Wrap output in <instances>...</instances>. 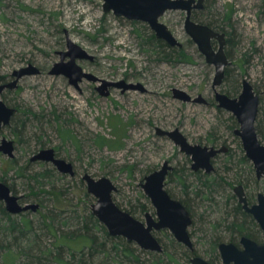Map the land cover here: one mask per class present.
<instances>
[{
	"label": "rangeland",
	"instance_id": "rangeland-1",
	"mask_svg": "<svg viewBox=\"0 0 264 264\" xmlns=\"http://www.w3.org/2000/svg\"><path fill=\"white\" fill-rule=\"evenodd\" d=\"M205 5L202 14H193L195 21H213L219 29L231 32L233 42V46H225L230 64L217 90L236 98L244 79L251 84L259 99L255 128L264 144V0H207ZM102 7L103 0H0L1 81L27 64L40 70L38 75L21 78L15 90L0 94L6 106L16 109L10 125L0 128V141L11 140L15 148L14 163L0 154V182L13 187L12 194L21 197V204L39 205L38 212L24 214L36 226L49 214L55 216L57 224L66 222L60 225L62 233L76 231L82 226V219L92 216L91 206L96 198L87 193L81 179L84 174L96 180L108 178L117 189L112 194L115 204L131 210L136 219L144 222L146 212L154 215L139 188L144 176L160 170L165 162L174 176L180 171L185 176L192 172L190 156L181 152L168 136L159 135L157 129L178 130L191 145L218 148L225 143L233 160L240 154L234 129H229L232 123L237 128L238 123L231 113L217 107L212 88L214 66L205 62L186 34L185 12L169 10L159 19L182 44L181 54L185 55L174 58L173 54L164 60L166 48L159 51L147 46L148 38L155 37L147 23L129 21L104 12ZM68 39L93 58L77 59L76 64L97 81L83 79L76 88L63 75H49L53 64L59 61V53L67 51ZM212 44L215 49L218 47L217 42ZM104 82L141 86L142 90L123 91V87L107 86L103 93L108 95L103 96L99 88ZM173 90L186 93L191 100L175 99ZM23 122L22 134L17 135L16 125ZM48 148L73 165L75 176L59 173L50 163H30L34 154ZM223 159V155L218 156L211 164L226 183L232 184L233 194L238 183L234 170L223 173ZM241 168L243 175L246 168ZM19 169H23L22 176L16 174ZM43 170H53L51 179L44 184L28 180ZM197 172L204 174V170ZM165 188L181 201L176 182L166 180ZM258 192L264 193V178L258 185L251 183L246 188L252 203H256ZM226 195H216L217 205L205 202L195 207L197 200L192 205L194 222L189 232L193 254L206 260L210 238L226 236L224 230L212 229L223 217ZM142 204L147 208L145 213L138 211ZM258 230L255 227L252 234L261 242L263 234ZM38 233L43 241H50L44 231ZM96 234L101 236L99 231ZM157 237L168 252H176L175 261L169 264H189L182 256L188 249L174 247L168 231ZM131 246L141 251V260L151 259L147 255L150 252L134 243ZM215 263L222 264L220 258Z\"/></svg>",
	"mask_w": 264,
	"mask_h": 264
},
{
	"label": "water",
	"instance_id": "water-1",
	"mask_svg": "<svg viewBox=\"0 0 264 264\" xmlns=\"http://www.w3.org/2000/svg\"><path fill=\"white\" fill-rule=\"evenodd\" d=\"M204 0H103V11L113 12L115 16L124 17L129 21L147 23L154 32L155 38L163 40L171 48H181L166 25L159 21L160 17L169 10H181L185 12L184 29L191 41L197 46L198 51L204 57L205 62L214 66V78L212 88L215 94L217 107L232 114L238 123V127L233 134L239 138L242 150L247 160L252 165L257 180L264 178V144L259 140L255 120L258 114L259 99L253 87L247 80L242 81V91L236 98H231L225 93L219 92V87L225 76V69L230 64L225 54L226 37L224 33L214 31L207 25L199 24L191 19L192 10H202ZM213 42H217L215 49ZM69 61L64 63V59ZM77 59L93 60L83 49L67 40V51L60 53V61L53 64L49 71L52 76H65L71 85L78 87L83 79L97 81V78L83 70L76 64ZM40 74V70L32 64L14 70L11 74L12 81L0 83V94L5 90H15L21 78ZM99 88L101 95L107 86L123 87V91L128 89L142 90L141 86L126 84H108ZM175 99L189 102L190 96L186 93L173 90ZM197 102L204 103L198 99ZM16 109L6 106L0 99V128L10 125ZM159 135L168 136L181 152L191 157V170L197 172L204 170L206 174L213 172L211 160L220 153L227 151L225 147L215 149L213 147L191 145L178 130L165 132L157 129ZM14 142L3 138L0 141V154L8 159H14ZM30 163H50L59 173L75 176L73 165L63 159L57 158L54 149H41L30 158ZM171 167L165 162L160 170L144 176L139 182V188L148 198L151 206L155 210V218L150 214H145L144 222L135 219L131 214L119 208L113 201L112 194L116 192V187L108 178L94 179L88 174L82 176V181L86 184L88 194L96 198V202L91 206V214L100 224H102L108 235L111 237H121L129 243L136 244L141 250L161 253L162 248L153 231L168 230L174 239L193 250L192 243L187 233L191 225V218L184 206L172 199L165 190V180ZM238 203L244 212L250 214L264 234V194H257V202L248 204L243 187L238 185L233 190ZM21 197L14 196L9 187L0 182V202L10 215H19L26 212H37L38 204H21ZM243 250H239L231 243L219 245L220 257L224 264H264V244L259 245L248 238L241 239ZM190 264H209L200 257L190 259Z\"/></svg>",
	"mask_w": 264,
	"mask_h": 264
},
{
	"label": "trees",
	"instance_id": "trees-1",
	"mask_svg": "<svg viewBox=\"0 0 264 264\" xmlns=\"http://www.w3.org/2000/svg\"><path fill=\"white\" fill-rule=\"evenodd\" d=\"M205 10L206 5L199 13L202 14ZM195 13H197V15L199 14L198 12ZM192 19L194 21L196 20L195 15L194 17L192 16ZM224 20H228V17L225 16ZM195 22L207 25L214 31L224 33L226 37V46H233L231 32L219 29L211 20L206 22ZM147 46H150L153 50L157 48L159 51L166 48L168 53L165 54L164 60H169L170 56H174L173 54L176 56L174 58H185V55L181 54L182 51L180 49L169 47L163 41L156 39L153 35L148 38ZM227 74L228 72L226 70L225 78ZM228 96L230 97V95ZM231 120H234L233 117H231ZM231 125L229 129H235L236 125L233 123ZM17 126L19 127L17 135H20L22 134L21 127L24 128L25 123H19L16 127ZM256 132L258 135V128H256ZM238 148L240 154L236 160H233L234 156L231 153L224 156L223 173L224 171L229 172L234 170L233 175L236 178L235 182L243 184L245 188L251 183L258 185L252 166L245 158L239 143ZM11 162L14 163L15 161L11 160ZM229 165H231V167ZM241 167L246 168V170L244 169L245 171L243 173L245 174L243 175L241 174ZM52 171L53 170H43L42 172H36L30 175L28 180L30 182L34 181L40 185L44 184L45 180L51 179ZM16 174L22 176L23 169H19ZM170 179L179 185L181 189L180 195L182 196L180 202L189 210L193 220L194 214L192 212V205H194L193 203H195L196 200L198 202L195 204V207L205 202L209 203V205L212 203L217 205L215 201L216 195L219 193H227L223 203V217L218 219L212 226L213 230H224L226 236L213 235L210 238L206 251L210 259L217 258L216 248L219 242H223L224 240L234 241L237 237L242 235L255 238L252 233L257 225L250 215L246 214L241 209L235 196L230 192L232 184L226 183L224 177L218 172L214 171L209 174L191 172L189 176H185V174L180 171V173L175 174V176L171 174ZM226 186L229 189H226ZM9 189L11 193L14 191L12 186L9 187ZM249 199L252 200V198ZM139 208L138 211L142 213H145L147 210L145 204L140 205ZM122 210L134 217L131 210ZM24 214L25 213L15 216L10 215L6 212L3 203L0 202V259L4 262H1V264H169L168 262L175 261L174 254L176 255V252H168L164 245L161 253H147V255L151 256V259L141 260L142 258L139 254L141 251L137 252L132 248L131 243L121 237L109 236L105 227L91 215L87 217L88 220L82 219V226L76 231L62 233L60 225H66V222H58L59 224H57L55 216L49 214L44 215L41 222L36 226L34 222L28 219ZM193 222L194 221H192V225ZM93 229L96 230V232L92 231ZM38 231H44L45 236L48 235V237H51V239L49 238L50 241L48 243H46L45 240L43 241ZM97 231L100 232V237L97 236ZM170 242L174 247H181V245L172 239H170ZM79 247L81 248L79 249ZM86 247L87 250H85ZM142 253L145 254V252ZM182 256L185 262L188 263L190 253L186 252L184 255L182 252Z\"/></svg>",
	"mask_w": 264,
	"mask_h": 264
},
{
	"label": "flooded vegetation",
	"instance_id": "flooded-vegetation-1",
	"mask_svg": "<svg viewBox=\"0 0 264 264\" xmlns=\"http://www.w3.org/2000/svg\"><path fill=\"white\" fill-rule=\"evenodd\" d=\"M206 1L207 0H204V2H203V8H204V6H205V3H206ZM203 10V9H202ZM202 10H192L191 11V19H192V16H193V14L195 13V12H200V11H202ZM193 20V19H192ZM194 21V20H193ZM195 22V21H194ZM214 43V42H213ZM59 61H60V53H59ZM67 61H69V59L68 58H65L64 59V63H66ZM28 65V64H27ZM33 65V64H32ZM13 79H12V77H11V75L8 77V78H6V79H4V81H1V79H0V83H3V84H6V83H8V82H10V81H12ZM236 129V128H235ZM234 129V130H235ZM233 130V131H234ZM236 139L239 141L238 143L240 144V140H239V138L238 137H236ZM188 142V141H187ZM190 144V143H189ZM195 145H197V144H195ZM209 147H213V148H215V149H221L222 147H225L226 149H227V151L226 152H224V153H220V154H217L212 160H211V162L214 160V159H216L218 156H221V155H223V156H225L226 154H228L229 153V148L225 145V143L224 144H222V145H220V147H215V146H209ZM240 147H241V144H240ZM241 150H242V147H241ZM242 152H243V150H242ZM56 153V152H55ZM243 154H244V152H243ZM245 156V155H244ZM56 157L57 158H59L57 155H56ZM191 158V157H190ZM246 158V157H245ZM249 161V160H248ZM38 163V162H37ZM41 163V162H40ZM250 163V162H249ZM251 164V163H250ZM172 172V168H171V170L168 172V175H167V177H166V180H171L170 178H171V173ZM193 172V171H192ZM213 172H214V169H213ZM212 172V173H213ZM194 173H196V172H194ZM204 174H206L205 172H204ZM256 178V177H255ZM166 180H165V185H166ZM257 180V179H256ZM257 181H260V180H257ZM238 185H241L242 187H243V190H244V193H245V197H246V199H247V202H248V204H249V206L250 205H253V204H255V203H252L253 202V200H250L249 198L250 197H248L247 196V194H246V188H245V186L243 185V184H237V186ZM165 188V187H164ZM235 188V187H234ZM234 188H233V190H234ZM165 190H166V188H165ZM166 192L168 193V195L172 198V199H174V200H176V201H178V202H180V200H177V199H175L173 196H172V194L168 191V190H166ZM258 193H261V192H258ZM257 193V194H258ZM264 194V193H263ZM233 195L235 196V198H236V201H237V203H238V200H237V197H236V195L234 194V192H233ZM21 200V199H20ZM256 202H257V195H256ZM181 203V202H180ZM182 204V203H181ZM239 204V203H238ZM183 205V204H182ZM240 205V204H239ZM184 206V205H183ZM241 206V205H240ZM184 208H185V206H184ZM154 209V208H153ZM186 209V208H185ZM241 209H242V207H241ZM187 210V209H186ZM243 210V209H242ZM188 211V213H189V215H190V218H191V225L188 227V229H187V233H188V236H189V238H190V241H191V243H192V246H193V250H189L186 246H184L183 244H181V243H178L175 239H174V237H173V235L171 234V232L170 231H168V230H161V231H153V235L155 236V238L157 239V241L159 242V244L161 245V248H162V251H163V244L159 241L160 240V238H158L157 237V234L158 233H161V232H163V231H168V233L171 235V237H172V239L176 242V243H178L179 245H181V246H184L186 249H188L187 250V252H189L190 254H192V256H190L189 257V264H190V259L191 258H193V257H200V256H198V255H196V254H193L194 253V245H193V242H192V239H191V236H192V234L189 232V229L192 227V221H193V219H192V217H191V213L189 212V210H187ZM244 211V210H243ZM146 213H149V212H146ZM145 213V214H146ZM246 213V212H245ZM145 214H144V217H145ZM151 214V213H150ZM246 214H248V213H246ZM152 215V214H151ZM248 215H250V214H248ZM154 218H155V210H154V215H152ZM250 217L252 218V216L250 215ZM135 218V217H134ZM136 219V218H135ZM253 219V218H252ZM138 220V219H137ZM144 220H145V218H144ZM253 221H254V219H253ZM143 222V221H142ZM254 223L257 225V228L259 229L258 230V232H261L262 234H263V232L261 231V229L259 228V226H258V224L254 221ZM248 238V239H250V240H252V241H254L255 243H257V244H259V245H262V244H264V234H263V240L261 241V242H258L257 241V239L256 238H252V237H247V236H244V235H242V236H239V237H237L234 241H227V242H219L218 244H217V248H216V254H217V258H215V259H204V258H202L203 260H205L207 263H209V264H216L215 263V260H217L218 258H220V260H221V263L222 264H224L223 263V261H222V259H221V257H220V252H219V245L220 244H222V243H231V244H233V245H235L239 250H243V246L241 245V239L242 238ZM144 251V250H143ZM146 252H149V251H146ZM150 253H154V252H150ZM158 254V253H157ZM201 258V257H200Z\"/></svg>",
	"mask_w": 264,
	"mask_h": 264
}]
</instances>
